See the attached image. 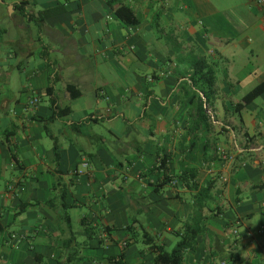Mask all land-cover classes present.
Masks as SVG:
<instances>
[{
	"label": "crops",
	"instance_id": "obj_1",
	"mask_svg": "<svg viewBox=\"0 0 264 264\" xmlns=\"http://www.w3.org/2000/svg\"><path fill=\"white\" fill-rule=\"evenodd\" d=\"M187 1L130 0L127 24L108 0H0V264H154L143 233L172 248L196 219L191 182L211 197L181 264H264V92L233 110L234 82H259L264 61L228 73L238 46L259 49L264 3L247 0L254 18L238 28ZM189 53L225 66L206 119Z\"/></svg>",
	"mask_w": 264,
	"mask_h": 264
},
{
	"label": "trees",
	"instance_id": "obj_2",
	"mask_svg": "<svg viewBox=\"0 0 264 264\" xmlns=\"http://www.w3.org/2000/svg\"><path fill=\"white\" fill-rule=\"evenodd\" d=\"M109 3H112L114 15L124 23L134 24L136 23V17L129 4L125 3L123 0H108ZM59 9H45L40 12L39 18L43 19L48 15H51L57 12ZM189 63V75L188 79L192 83L194 89V97H197L196 111L199 118L206 119V113L204 104L209 103L210 95L213 92V85L215 81V71L213 66L201 56H196L194 54H186L185 56ZM51 91V86L48 88V92ZM202 93L201 96L198 95V92ZM262 92H264V78L247 90L239 100L233 105V110L239 112L247 103L255 99ZM68 107H54V115L60 116L68 112ZM54 150L56 149V144L53 145ZM11 156L14 159V154L11 152ZM165 163V157H161L158 160L156 168H163ZM187 171L190 175H193L191 168H185L184 172ZM177 178L176 176H164L160 181L157 182V185H162L169 183L173 179ZM183 177L181 174L179 178ZM61 189L60 198L61 204L63 205V196L64 190H62L63 184L58 185ZM191 186L196 189L194 194V210L193 213L196 216L193 222H186L182 227V232L180 238L175 242L170 250L164 249L161 245H158L153 242L152 236L150 234L143 233V242L148 245L149 249L153 252V263L154 264H181L182 256L185 250L193 249L196 244V237L202 232L203 226L200 224V221L203 217L201 211L206 207L208 199L211 197L210 194V185L199 186L195 182H191ZM59 189V190H60ZM30 205L23 204V207ZM135 239H130L124 241V246H128ZM37 256V254H35ZM74 254H69L66 262L63 264H70V259H72ZM58 264H61L59 262Z\"/></svg>",
	"mask_w": 264,
	"mask_h": 264
},
{
	"label": "rangeland",
	"instance_id": "obj_3",
	"mask_svg": "<svg viewBox=\"0 0 264 264\" xmlns=\"http://www.w3.org/2000/svg\"><path fill=\"white\" fill-rule=\"evenodd\" d=\"M185 3L190 6V8L195 7L199 11V19H202V21L207 25L209 24V26H212L214 22H218V25L230 23L232 26L236 25V27L240 28L249 23L251 18H254V13L247 8V0H188ZM200 24L202 25V23ZM206 24H203V26L205 27ZM258 48L256 54L248 55L249 48L247 46H238L236 54L232 58V68L235 70L229 71L228 73L241 74V72L236 69L240 68L243 64L248 65L249 63H253L254 66L256 64H261L264 61V39L261 41L260 45H258ZM224 67L223 64L218 67L221 71L215 72L216 77H222V73H225V71H223V69H225ZM260 75H262L260 72H255L246 78L241 77L238 83L234 82V97L240 98L247 90L257 83Z\"/></svg>",
	"mask_w": 264,
	"mask_h": 264
},
{
	"label": "built area",
	"instance_id": "obj_4",
	"mask_svg": "<svg viewBox=\"0 0 264 264\" xmlns=\"http://www.w3.org/2000/svg\"><path fill=\"white\" fill-rule=\"evenodd\" d=\"M123 1L125 3H129L130 2V0H123ZM256 2H257V4L261 5V4L264 3V0H256ZM148 78L150 80H152V77H148ZM37 103H38V98L36 96H33L32 98H30V100H29L30 107L36 108L37 107ZM217 151L220 153V155L222 157H225L226 158L227 155H226L225 151L222 148H217ZM87 167H88L87 162L86 161H82V163H81V169H79L78 172L79 173L80 172H83ZM227 232H229V233H231V234H233L235 236L238 235V230H237L236 226L235 225H232V224L230 226H228Z\"/></svg>",
	"mask_w": 264,
	"mask_h": 264
}]
</instances>
